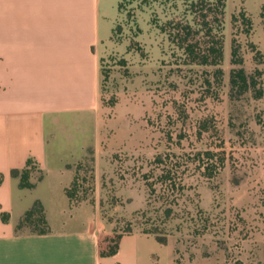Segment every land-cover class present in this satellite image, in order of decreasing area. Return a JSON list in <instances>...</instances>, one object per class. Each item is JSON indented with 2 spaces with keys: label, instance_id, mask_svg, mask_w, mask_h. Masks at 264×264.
Here are the masks:
<instances>
[{
  "label": "rangeland",
  "instance_id": "obj_1",
  "mask_svg": "<svg viewBox=\"0 0 264 264\" xmlns=\"http://www.w3.org/2000/svg\"><path fill=\"white\" fill-rule=\"evenodd\" d=\"M120 2L98 47L101 153L96 170L91 156L76 165L71 206L82 207L83 222L95 216L105 251L119 235L157 229L181 254L264 264V0H226L218 81L215 68L184 65L154 24L181 15L180 1ZM232 48L255 82L243 94L229 83ZM170 168L183 190L164 219L159 176ZM27 172L30 183L41 176L35 165ZM147 184L156 189L150 200ZM40 229L16 225L19 233Z\"/></svg>",
  "mask_w": 264,
  "mask_h": 264
},
{
  "label": "crops",
  "instance_id": "obj_2",
  "mask_svg": "<svg viewBox=\"0 0 264 264\" xmlns=\"http://www.w3.org/2000/svg\"><path fill=\"white\" fill-rule=\"evenodd\" d=\"M119 1L0 0V264L214 263L181 254L175 239L161 244L142 232L122 235L116 253L102 256V227L95 216L83 222L82 207H72L65 193L76 165L91 156L96 170L101 153L98 47ZM29 158L42 177L21 189L10 172ZM35 201L48 232H17Z\"/></svg>",
  "mask_w": 264,
  "mask_h": 264
},
{
  "label": "trees",
  "instance_id": "obj_3",
  "mask_svg": "<svg viewBox=\"0 0 264 264\" xmlns=\"http://www.w3.org/2000/svg\"><path fill=\"white\" fill-rule=\"evenodd\" d=\"M155 1V0H154ZM163 3L178 1L184 6V12L179 16H174L159 23L155 19V26L159 29L160 33L167 37V40L173 46V50L179 54V59H183L184 65L196 67H212L215 68L214 78L220 80L222 71L220 69L223 61V43H224V14L226 7V0H161ZM121 9V2L118 3V10ZM190 16V19L188 18ZM116 30H113V34ZM112 34V35H113ZM231 65L234 68L230 72V87L232 90H238L243 94L250 88L255 87V82L248 76L244 69L241 67V62L236 57V51L231 49ZM261 96V92L257 93V98ZM203 155L209 156V152H203ZM160 164L161 158L157 157L154 161ZM30 165H35V161L29 158L26 161L25 167L21 170H11V177L20 178L19 187L21 189H32L33 183L28 181L27 168ZM173 169H166L162 171L159 176L161 199L157 200L160 204L158 208L164 219H168L173 215L174 207L177 206L178 195L183 190L180 184H176L175 172ZM207 172L203 176L209 178L212 176L210 169L204 167ZM41 172V171H40ZM42 177H39L40 180ZM37 180V181H38ZM1 181V176H0ZM77 177L76 174L71 185L65 190V193L70 202H72L76 188ZM149 188V200L156 192L152 184H147ZM1 219L3 222L7 221V216L2 214ZM27 224L31 226H41L38 231L31 232L32 234H45L48 232V226L44 217L43 208L40 202L35 201L32 207L23 215L19 221V225ZM153 235L155 239L161 243L166 244L167 233H159L157 229L142 232ZM130 234V233H128ZM122 235L113 241V246L109 247L106 251H102V256L114 255L117 251L118 241Z\"/></svg>",
  "mask_w": 264,
  "mask_h": 264
}]
</instances>
